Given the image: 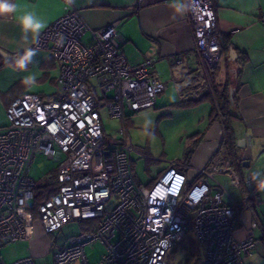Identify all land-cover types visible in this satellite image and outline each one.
Here are the masks:
<instances>
[{
	"label": "built area",
	"instance_id": "obj_1",
	"mask_svg": "<svg viewBox=\"0 0 264 264\" xmlns=\"http://www.w3.org/2000/svg\"><path fill=\"white\" fill-rule=\"evenodd\" d=\"M62 1L66 12L34 43L57 63V90L49 97L16 96L6 109L7 124L0 127V250L31 231L25 218L38 183L29 173L34 155L41 152L59 160L54 176L58 188L37 206L42 231L52 233L74 219L97 221L92 230L58 246L49 264H166L167 254L190 229L204 244L202 264H244L256 240L252 231L239 239L235 230L242 211L261 199L252 172L239 177L221 151L207 170H197L190 186L189 165L179 159L169 160L152 184L139 183L125 117L126 111L156 107L165 84L153 76L155 59L131 64L121 49L118 21L91 28L69 0ZM192 5L186 18L197 67L175 81L179 102L214 96L210 72L222 57L213 0H192ZM259 19L264 23V13ZM184 60L180 55L176 62ZM101 104L121 122L118 138L105 136ZM218 173L228 175L235 186L242 181L244 196L233 200L215 180ZM210 179L218 183L215 193ZM97 242L103 252L91 263L85 248ZM0 264L35 262L25 256L6 263L0 254Z\"/></svg>",
	"mask_w": 264,
	"mask_h": 264
},
{
	"label": "crops",
	"instance_id": "obj_2",
	"mask_svg": "<svg viewBox=\"0 0 264 264\" xmlns=\"http://www.w3.org/2000/svg\"><path fill=\"white\" fill-rule=\"evenodd\" d=\"M14 2L18 6L17 15L25 10L35 11L45 21L46 27L66 12V6L62 0H14ZM72 5L91 28H101L118 21L121 49L129 62L137 65L146 59H155L153 76L159 80L158 64L167 63L171 75L173 74L177 82L181 81L187 71L197 67L196 55L192 54V31L186 14L174 15L169 7V0H74ZM213 10L216 16L218 36L227 35L229 45L238 54L233 61L228 59L227 54H223L217 69L210 72V78L213 85L219 89L226 84L233 88H230L232 93L236 89V112L241 120H235L232 125L236 154L234 161L230 160L234 171L242 177L245 172L256 171V166L251 162L250 157L254 147L259 144L258 147L260 146L264 152V23L259 19L260 14L264 13V0H213ZM29 46L35 48L31 40L27 44L23 41L20 27L12 17L0 18L1 49L15 54L16 58L25 47ZM35 49L36 57H41L44 49H39V51L38 48ZM180 55L185 59L182 64L176 62ZM186 55L189 57L187 58ZM48 57V60L52 57L50 52ZM1 59L0 57V61L3 62ZM48 60L45 62L43 59V64L54 65L58 68L54 58L52 61ZM221 61H223L222 67ZM55 80L56 78L53 79L54 83ZM52 94L44 96L49 97ZM211 97L214 100V96ZM211 97L201 99V101L206 99L208 105L205 102L201 103L200 100L186 105L177 102L185 111L188 110L191 113L189 114L191 118L183 122L181 130L185 139V148L195 141L188 158L184 152L178 158H171L183 160L189 165L185 170L189 180L187 186H190L191 181L197 178V170H207L211 166L214 157L221 154L219 152L222 151L227 156L222 146L224 133L222 124L210 116ZM161 104L163 105V101H160ZM197 105L206 107L200 110ZM157 106L156 101L155 109ZM242 138L244 141H241ZM166 162L157 169L151 182L166 168L168 164ZM151 182L139 183L149 185ZM209 184L212 193L219 190L216 181L210 179ZM245 193L246 188L242 181L235 186L234 194L228 192L233 200H239ZM259 194L260 201H255L242 211L235 230V236L239 239L252 231L256 240V248L244 260V264H264V210H262L264 209V192H259ZM230 201L228 196L223 197L224 203L228 204ZM252 222H256L255 229L251 227ZM30 225L32 228L28 236L15 243L33 237L36 228L34 224ZM86 226L87 224H83V227ZM29 249L31 255H40L44 252L45 246L35 244ZM90 257L88 259L91 263L98 261L96 254L91 253Z\"/></svg>",
	"mask_w": 264,
	"mask_h": 264
},
{
	"label": "rangeland",
	"instance_id": "obj_3",
	"mask_svg": "<svg viewBox=\"0 0 264 264\" xmlns=\"http://www.w3.org/2000/svg\"><path fill=\"white\" fill-rule=\"evenodd\" d=\"M48 56L49 52L44 49L41 57L35 56L33 58V62L28 65L26 71L15 68L14 60L0 61V127L7 124V106L18 94L38 93L46 97L56 92L57 85L53 82V79L58 75V68L54 65L43 64L44 61L47 62L46 60L49 59ZM43 59L44 61H42ZM222 65L223 61H221V67ZM157 67L160 72V80L164 84L166 82L164 91L157 97V109L147 108L135 113L126 111L125 117V124L134 146L132 158L135 178L144 184L151 182L157 173V169L163 166L166 161L168 162L172 157L178 158L183 155V152L185 153V139L181 134V130L184 125L183 122L191 118V115H189L191 113L177 104L179 101L176 82L172 76L173 74L171 75L168 64L164 62L163 65L158 64ZM30 74L36 77L37 83L34 85L25 83L24 78ZM160 101H163V105H160ZM202 101L201 103H208L206 99ZM197 107L204 110L206 106L197 105ZM98 111L105 136L109 139L118 138L120 136L118 131L121 126L119 119L108 114L106 104H101ZM149 120L151 126L146 130L144 124L145 121ZM258 145L254 147L250 157L251 162L256 166V171H260L262 178H264V152ZM58 163L59 160L37 152L34 155L29 174L36 183H43L55 176ZM214 178L221 182L227 192L234 194L235 185H233L228 175L219 173L215 174ZM31 204L32 201H30L29 206ZM25 223L34 224L35 234L29 240L25 239L18 243L13 242L2 247L0 254L6 263H11L20 257L31 256L35 264H49L55 249L58 246L67 245L71 236L80 233L84 229L83 224L74 219L68 221L59 230L45 234L39 225L37 215L31 212H28ZM195 241L200 243L190 229L188 236L176 243L167 254L166 264H194L199 258V260H202L204 252L202 251L199 257L194 250L193 242ZM35 244L45 246L42 254L31 255L29 248L32 245L35 246ZM200 245L201 247L204 246L203 243ZM85 250L89 259L91 253L96 254V259H99L103 252V246L97 242L87 245Z\"/></svg>",
	"mask_w": 264,
	"mask_h": 264
},
{
	"label": "trees",
	"instance_id": "obj_4",
	"mask_svg": "<svg viewBox=\"0 0 264 264\" xmlns=\"http://www.w3.org/2000/svg\"><path fill=\"white\" fill-rule=\"evenodd\" d=\"M219 43H220V48H221V54H227L228 49L230 47L229 45V38L228 36L224 37H219ZM53 58L51 57L50 60L52 61ZM215 68L214 70H216ZM214 89V100L212 97L209 95L208 97H211L212 100V109H211V118L213 120H218L223 127V138H222V146L225 148L227 152V156L234 161L235 158V136H234V130H233V122L235 120H241L240 116L237 114L236 109H237V95H236V89L233 90L232 96L230 98V86L226 84L224 87L221 89L217 88V86L213 85ZM233 89V88H232ZM22 94V93H20ZM18 94V95H20ZM17 95V96H18ZM15 98V97H14ZM197 101H185V102H178L181 105H186V104H192L196 103ZM201 101V99H200ZM195 141L190 143L186 148H185V156L188 158L189 155L192 153V147ZM134 167V166H133ZM153 181L150 183L152 184ZM149 184V185H150ZM58 188V182L55 179V177H51L48 180H46L43 183H40L36 186L35 191H34V197L32 200V204L29 208V211L32 214H37V206L38 204L55 193V191ZM82 224H87L86 227H83L85 230H92L97 221L95 219H88V220H82L80 221ZM196 242V243H195ZM193 242L194 250L196 253L199 255V257L202 254V251L204 252V246L201 247V243H198L197 241ZM200 259V258H199ZM197 260L194 264H202V260Z\"/></svg>",
	"mask_w": 264,
	"mask_h": 264
},
{
	"label": "clouds",
	"instance_id": "obj_5",
	"mask_svg": "<svg viewBox=\"0 0 264 264\" xmlns=\"http://www.w3.org/2000/svg\"><path fill=\"white\" fill-rule=\"evenodd\" d=\"M70 3L74 0H69ZM169 7L172 9L174 15L183 16L189 11L193 10L192 0H169ZM18 6L14 0H0V18L12 17L17 22L22 33V39L27 44L31 40L32 43L38 41L40 34L46 27L45 21H43L35 11L25 10L22 14L17 15ZM37 51L33 47H25L21 54L16 56L14 60V66L20 71H26L28 65L33 62V58L36 56ZM25 83L28 85H34L37 83L34 75H28L24 78ZM151 121H145V129H149ZM262 173L260 171H254L251 173V177L255 183L256 190L258 192H264V179H260Z\"/></svg>",
	"mask_w": 264,
	"mask_h": 264
},
{
	"label": "water",
	"instance_id": "obj_6",
	"mask_svg": "<svg viewBox=\"0 0 264 264\" xmlns=\"http://www.w3.org/2000/svg\"><path fill=\"white\" fill-rule=\"evenodd\" d=\"M227 55H228V59L232 61L235 60L236 57L238 56L236 50L232 46L229 47ZM0 57L2 58L3 62H8L9 60L15 58V54L8 53L0 48ZM231 96H232V89H230V98ZM241 141H244V138H242Z\"/></svg>",
	"mask_w": 264,
	"mask_h": 264
},
{
	"label": "flooded vegetation",
	"instance_id": "obj_7",
	"mask_svg": "<svg viewBox=\"0 0 264 264\" xmlns=\"http://www.w3.org/2000/svg\"><path fill=\"white\" fill-rule=\"evenodd\" d=\"M219 45H220V43H219ZM221 49V48H220Z\"/></svg>",
	"mask_w": 264,
	"mask_h": 264
}]
</instances>
